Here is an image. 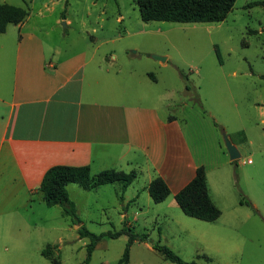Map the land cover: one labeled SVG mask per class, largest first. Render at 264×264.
<instances>
[{"label":"rangeland","instance_id":"1","mask_svg":"<svg viewBox=\"0 0 264 264\" xmlns=\"http://www.w3.org/2000/svg\"><path fill=\"white\" fill-rule=\"evenodd\" d=\"M258 1L262 0H235L227 18L219 22H146L136 0H0L27 9V23L46 27L55 42L91 40L97 30L100 40H108L104 48L118 55V66L138 72L152 67L159 83L147 86L144 76L136 73L126 80L127 92L150 97L165 92L166 103L173 105H162V110L177 114L195 151L209 154L211 168L224 163L212 173L216 189L223 191L214 193L222 213L211 224V241L197 228L202 221L183 211L171 218L157 216L153 201L148 206L142 198L143 212L131 206L137 215L124 221L121 213L126 208L111 185L97 193L72 183L78 194L71 189V195L83 215L80 224L91 232L130 228L139 236L148 234L147 240L133 242L128 264H172L156 244L168 246L189 263L264 264V8L252 5ZM59 18L63 19L57 23ZM223 124L233 141L243 136L237 130L244 129L247 136L239 148L241 156L233 162L228 151L225 155L217 147L218 140L225 146ZM81 194L86 195L80 198ZM101 197L103 208L97 203ZM33 210L43 217L48 206L36 203ZM68 238L60 252L63 263L86 264L90 237H80L72 221ZM128 238L127 233L106 234L89 264H122Z\"/></svg>","mask_w":264,"mask_h":264},{"label":"crops","instance_id":"2","mask_svg":"<svg viewBox=\"0 0 264 264\" xmlns=\"http://www.w3.org/2000/svg\"><path fill=\"white\" fill-rule=\"evenodd\" d=\"M27 21L28 17L20 24H9L0 33V264H53L42 254L48 245L64 264L60 252L68 242L73 219L60 205H47L41 190L46 172L56 165L89 166L93 174L110 168L137 171L122 199V185L107 184L126 208L121 213L124 221L137 215L131 206L143 212L142 198L148 206L153 201L148 184L157 176L170 187L164 201H153L157 216L171 218L182 211L175 196L201 165L216 204L214 193L223 190L216 189L212 173L224 163L211 168L209 154L195 151L177 114L162 110V105L167 109L173 105L166 103L165 92L152 97L144 92L132 95L124 86L136 73L144 76L147 86L158 84L152 67L138 72L118 66V55L104 48L108 40H100L97 30L91 40L58 43L46 27ZM222 127L241 148L247 140L244 129L237 130L242 138L233 141L226 126ZM217 147L226 155L222 141ZM107 185L80 187L98 193ZM73 187L72 183L67 186L69 196L83 216L71 195ZM100 200L97 203L103 208V197ZM40 202L48 206L43 217L33 210ZM217 219L197 224L210 241L211 224ZM74 226L78 229L79 224Z\"/></svg>","mask_w":264,"mask_h":264},{"label":"trees","instance_id":"3","mask_svg":"<svg viewBox=\"0 0 264 264\" xmlns=\"http://www.w3.org/2000/svg\"><path fill=\"white\" fill-rule=\"evenodd\" d=\"M143 21H173V22H219L227 18L233 9L235 0H136ZM252 5H261L264 8V0L253 2ZM29 15V11L23 7L6 3H0V33L7 30L9 24H20ZM187 90H191L189 85ZM197 102L201 104L199 98ZM137 171L125 172L114 168L104 169L96 174L91 172L89 166L56 165L45 174L41 190L47 205H60L65 215L72 217L75 224H79L80 237H90L87 244V256L85 263L89 264L97 244L107 234L110 237H118L122 233L129 235L122 264H128L130 247L134 241L147 240L148 234L139 236L130 228L121 231H109L106 234L91 232L86 226L80 224L76 205L71 200L67 186L76 183L85 189H95L102 185L120 182L122 185L119 193H122L137 178ZM148 191L155 203L164 201L170 194L167 181L161 177H155L148 184ZM175 199L181 210L188 216L203 221H214L221 215L220 208L212 200L207 185L206 170L203 165L196 170L195 176L181 188ZM243 202V201H242ZM154 248L172 264H198L196 261L186 262L175 251L166 245L156 244ZM42 254L49 258L53 264H62L59 257L53 252L50 245L42 250Z\"/></svg>","mask_w":264,"mask_h":264},{"label":"water","instance_id":"4","mask_svg":"<svg viewBox=\"0 0 264 264\" xmlns=\"http://www.w3.org/2000/svg\"><path fill=\"white\" fill-rule=\"evenodd\" d=\"M154 58L158 60H163V61L166 60V57L164 56L154 55ZM224 141H225V146L229 153L230 159L231 160L238 159L241 156V153L239 149L232 143V141L230 140L229 136L226 133H224Z\"/></svg>","mask_w":264,"mask_h":264}]
</instances>
